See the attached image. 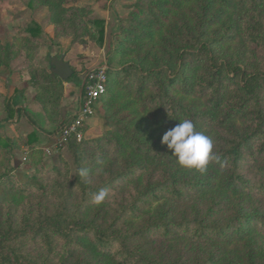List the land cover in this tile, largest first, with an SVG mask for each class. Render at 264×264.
Segmentation results:
<instances>
[{
	"label": "trees",
	"instance_id": "1",
	"mask_svg": "<svg viewBox=\"0 0 264 264\" xmlns=\"http://www.w3.org/2000/svg\"><path fill=\"white\" fill-rule=\"evenodd\" d=\"M188 1L137 0L136 9L120 19L124 52L132 48L139 53L142 41H152L155 29ZM195 2L191 18L179 19L172 40L158 35L160 58L147 65L132 59L108 67L99 98L108 128L98 137L65 145L74 169L63 157L43 166L31 136L26 142L32 151L29 174L19 182L10 164L15 141L0 142V264H92L81 258L70 262L73 252L89 246L116 264H220L239 242L238 259L225 264H264V255L259 258L256 252V237L264 234V60L234 62L220 50V37H208L234 5L245 11L241 35L264 54V0ZM27 30L34 37L42 31L38 24ZM24 47L32 58L36 45L25 42ZM0 51V65L7 64L12 46ZM31 80L45 117L60 128L67 122L60 113L61 78L33 67ZM122 95L138 98L137 111L146 112V121L164 131L191 119L197 131L212 138L213 151L228 161L227 167L210 161L203 174L173 171L172 157L145 134L146 122L136 123L121 112L117 103ZM186 98L203 100L206 110H195ZM14 113L11 109L10 116ZM81 169L88 170L87 176L79 175ZM100 188L110 196L95 205L91 197ZM163 200L171 208L153 215L149 207ZM102 208L107 215L98 222L93 215ZM173 241L188 246L173 249Z\"/></svg>",
	"mask_w": 264,
	"mask_h": 264
},
{
	"label": "rangeland",
	"instance_id": "2",
	"mask_svg": "<svg viewBox=\"0 0 264 264\" xmlns=\"http://www.w3.org/2000/svg\"><path fill=\"white\" fill-rule=\"evenodd\" d=\"M136 2L137 0H0V50L6 44H10L13 50L7 64L0 65V142L12 139L15 141L16 146L10 152V164L17 181H25L29 174L27 158L32 151L26 142L31 136L35 138L33 146L41 150L43 166L50 167L57 164L63 157L74 169L68 147L54 146V136L59 125L48 121L45 117L31 80L33 67L50 69V60L54 56H63L70 63L74 71L70 77L72 79H61L64 93L60 113L62 120L66 121L71 118L78 106L81 81L89 69L103 64L109 68L119 67L132 59L141 60L144 65L150 64L154 58L161 56L157 40L160 32L172 40L178 30L179 19L188 21L191 18L190 13L197 5L195 0L180 3L178 8H174L175 10L171 12L176 14L173 17L170 14L160 30L155 29L152 41H142L143 46L139 53L132 48H127L128 53H125L126 46L119 28L120 19L127 17L136 9ZM244 13V10L234 5L228 6L223 15L216 20L217 23L209 29L208 37L209 39L220 37L218 43L220 50L234 62L239 61L244 64L255 59L264 60V54L241 35L240 22ZM68 18L71 22H67ZM96 20H100L101 23L97 24ZM230 22H233L231 31L225 30ZM34 24H38L42 30L40 34H36V37L27 30ZM25 42L36 45L32 58L24 47ZM186 102L193 104L195 110H206L207 107L201 99L186 98ZM117 104L122 113L134 116L136 123L146 122L145 134H150L153 141L159 140V147L171 156V151L160 143L164 130L156 123H148L146 112L137 111L138 98L122 95ZM11 109L15 112L13 116H10ZM105 115V109L99 102L95 114L90 119L89 132H86L87 123L84 125L83 138L98 137L108 128L105 125ZM234 122H238V119ZM172 160L174 166L170 168L179 174L188 175L197 172L194 169L181 167L174 157ZM3 167L4 152L0 150V178ZM164 201L154 202L149 207L153 215L171 208V205ZM93 213L94 210H91L89 217ZM103 215L107 213L102 208L100 213L93 215V219L100 222L103 220ZM132 220H138V217H133ZM256 238V252L261 258V255H264V234L257 235ZM170 244L173 245V249H183L188 246L186 242L180 241H173ZM242 247L243 243L239 242L237 248L230 249L227 256H222L219 263L225 264L229 258L238 259L240 254L236 250L241 251ZM212 251L217 254L220 252L216 248ZM78 258L88 260L92 264H116L110 257L96 253L91 246L73 252L70 262H75Z\"/></svg>",
	"mask_w": 264,
	"mask_h": 264
},
{
	"label": "clouds",
	"instance_id": "3",
	"mask_svg": "<svg viewBox=\"0 0 264 264\" xmlns=\"http://www.w3.org/2000/svg\"><path fill=\"white\" fill-rule=\"evenodd\" d=\"M160 143L171 151V156L181 166L199 171L201 174L207 171L209 162H215L221 169L227 167L228 161L222 160L213 151V140L202 131H197L191 119L180 120L179 123L164 131ZM88 170L81 169L79 175L87 176ZM110 192L106 188H100L92 194L91 202L95 205L102 204Z\"/></svg>",
	"mask_w": 264,
	"mask_h": 264
},
{
	"label": "built area",
	"instance_id": "4",
	"mask_svg": "<svg viewBox=\"0 0 264 264\" xmlns=\"http://www.w3.org/2000/svg\"><path fill=\"white\" fill-rule=\"evenodd\" d=\"M108 66L103 64L89 69L81 81L78 106L71 116L56 132L54 146L63 147L71 139L80 141L84 136L86 121L95 114L99 98L106 90Z\"/></svg>",
	"mask_w": 264,
	"mask_h": 264
},
{
	"label": "water",
	"instance_id": "5",
	"mask_svg": "<svg viewBox=\"0 0 264 264\" xmlns=\"http://www.w3.org/2000/svg\"><path fill=\"white\" fill-rule=\"evenodd\" d=\"M50 70L62 80H68L74 73L70 63L63 56H54L50 60Z\"/></svg>",
	"mask_w": 264,
	"mask_h": 264
},
{
	"label": "crops",
	"instance_id": "6",
	"mask_svg": "<svg viewBox=\"0 0 264 264\" xmlns=\"http://www.w3.org/2000/svg\"><path fill=\"white\" fill-rule=\"evenodd\" d=\"M91 117H92V116H91ZM91 117L86 121V123H87V125H88V127L86 128V132H87V131L89 132V126H90V124H91V122H90Z\"/></svg>",
	"mask_w": 264,
	"mask_h": 264
}]
</instances>
